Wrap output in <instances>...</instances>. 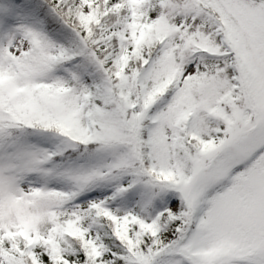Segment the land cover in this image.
I'll return each instance as SVG.
<instances>
[{
    "label": "snow or ice",
    "instance_id": "1",
    "mask_svg": "<svg viewBox=\"0 0 264 264\" xmlns=\"http://www.w3.org/2000/svg\"><path fill=\"white\" fill-rule=\"evenodd\" d=\"M0 264H264V0H0Z\"/></svg>",
    "mask_w": 264,
    "mask_h": 264
}]
</instances>
